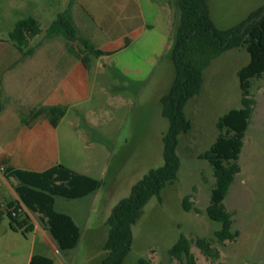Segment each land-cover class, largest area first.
Segmentation results:
<instances>
[{
    "label": "rangeland",
    "instance_id": "rangeland-1",
    "mask_svg": "<svg viewBox=\"0 0 264 264\" xmlns=\"http://www.w3.org/2000/svg\"><path fill=\"white\" fill-rule=\"evenodd\" d=\"M69 1L0 0V41L9 40L16 23L29 16L40 18L42 28L46 30L59 13L68 9ZM261 1L264 4V0ZM214 23L221 29L237 24L220 18ZM159 33L165 34L164 27ZM174 33L175 30L171 38H174ZM161 34L157 36V42L168 41L169 36L164 39ZM59 39L66 43L63 38ZM134 55L145 57L147 52L138 46ZM132 62L135 67L142 63L136 58ZM249 62L250 55L246 49L237 48L223 53L206 69L202 93L186 106L192 130L180 136L178 179L162 191L161 200L154 197L145 207L144 214L133 227V247L124 264H139L141 259L149 264H179L170 260L168 251L181 234L193 242L198 237L207 238L220 251V258L211 260L193 243L192 252L197 264H264V77L253 81L251 93L256 106L240 156L241 172L224 201L227 211L233 215V230L239 231L240 236L224 245H220L215 237L221 224L212 221L206 213L215 185L213 168L208 161L199 159V155L208 151L219 135L218 120L229 111L242 107L238 73ZM169 67L174 72L172 61L165 57L158 64L154 78L139 87L129 86L110 71L105 75L106 83H103L104 78L102 81L92 79L93 99L82 107L86 121L80 122L71 113L63 128L71 132L69 144H75L77 148L83 140L112 143L114 156L109 166L74 165L78 170L105 179L106 184L97 194L86 199L57 198L55 204L57 211L74 215L82 238L76 249L64 254L58 255L49 248L44 252L37 245L34 234L24 236L22 230L14 232L10 228V219L6 218L0 226V264H29L32 252L48 256L54 264L102 263L109 234L107 207H115L128 198L133 185L151 169L164 165L163 137L170 123L163 117L161 98L171 86L165 75ZM142 71L146 76L152 72L148 63L143 64ZM104 84L108 89L106 93L100 91ZM110 88H115V91ZM72 120L81 124V133L74 132L69 123ZM104 170L107 171L106 177H102ZM10 196L9 187L0 180V199L8 200ZM186 196L191 197L201 214L184 210ZM30 221L40 222L34 214Z\"/></svg>",
    "mask_w": 264,
    "mask_h": 264
},
{
    "label": "trees",
    "instance_id": "trees-1",
    "mask_svg": "<svg viewBox=\"0 0 264 264\" xmlns=\"http://www.w3.org/2000/svg\"><path fill=\"white\" fill-rule=\"evenodd\" d=\"M176 6L179 21L169 53L175 75L169 91L161 99L163 117L170 123L169 130L163 137L164 165L151 169L132 187L131 195L114 207L107 220L109 234L104 245L106 256L101 264L125 263L133 247V227L141 219L145 207L154 197L161 200L162 191L178 179L181 168L178 155L180 136L192 130L186 106L202 93L206 69L223 53L245 48L250 55V62L238 73L242 107L229 111L218 120L219 135L215 143L208 151L199 155V159L209 162L214 172L215 185L206 213L212 221L221 224V229L215 233L216 241L224 245L240 236L239 231L233 230V215L227 211L224 201L236 176L241 172L240 156L256 106L251 93L253 81L264 77V6L230 29H221L215 25L209 13L208 0H177ZM42 33L40 22L29 16L16 23L9 38L22 55L27 57L33 52L29 49L31 40ZM57 38L66 41L69 53L78 58L86 68H89L92 58L106 55L79 35L70 10L59 13L44 35L46 40ZM63 116V110L51 109L52 126L57 127ZM4 173L6 178L19 181L15 188L18 200L0 199V226L9 218L10 228L14 232L22 230L24 236L33 232L35 225L30 221L29 215H13L23 205L30 213L39 217L41 226L50 233L61 254L76 249L81 230L70 215L56 211V199L86 198L97 191L99 181L64 165L44 172L7 168ZM190 199V196L184 198V210L201 214L202 211L194 207ZM193 243L206 258H220V251L209 239L198 237L193 242L185 234H181L168 251L170 260L178 261L179 264H197L192 252ZM29 264H54V261L36 254ZM139 264L149 262L141 259Z\"/></svg>",
    "mask_w": 264,
    "mask_h": 264
},
{
    "label": "crops",
    "instance_id": "crops-1",
    "mask_svg": "<svg viewBox=\"0 0 264 264\" xmlns=\"http://www.w3.org/2000/svg\"><path fill=\"white\" fill-rule=\"evenodd\" d=\"M176 1L70 0L67 10L71 11L79 35L106 53L100 58H92L89 68L69 53L67 44L61 39H44L47 29L55 20L46 30L41 26L43 33L31 40L29 49L33 52L30 56L24 57L10 38L0 41V180L10 189L11 198L7 201L18 200L15 188L19 184L15 178H6L4 170L7 168L44 172L64 165L99 181V187L92 195L105 186V179L78 170L74 165L109 166L114 156L112 143L83 140L77 148L75 144H69L71 132L65 131L63 126L71 113L80 122L86 121L82 107L93 99V78L101 81L104 78L103 83H106L105 75L110 71L129 86L138 87L154 78L158 64L169 57L172 48L171 36L179 21ZM263 6L261 0H208L209 13L214 22L220 18L234 21L236 25ZM33 17L41 24L40 18ZM162 27L165 29L164 35L159 33ZM159 34L164 39L169 36L168 41L157 42ZM138 46L147 52V56L137 58L134 55ZM135 58L142 62L140 66L135 67L132 62ZM144 63L150 65V76L142 71ZM165 75L166 81L172 85L175 71L171 67L166 68ZM105 85L101 87L102 93L108 90ZM110 90L115 91V88ZM51 109L64 111L57 127L50 122ZM69 123L75 133H81L80 123L76 120ZM106 174L104 170L102 177H106ZM113 209L112 206L107 207V220ZM60 213L70 215L79 226L74 215ZM32 215L30 213L29 217ZM33 224L35 227L31 233L36 236L37 245L42 251L49 248L61 254L56 242L40 222ZM34 255L36 253L32 252L29 263Z\"/></svg>",
    "mask_w": 264,
    "mask_h": 264
},
{
    "label": "built area",
    "instance_id": "built-area-1",
    "mask_svg": "<svg viewBox=\"0 0 264 264\" xmlns=\"http://www.w3.org/2000/svg\"><path fill=\"white\" fill-rule=\"evenodd\" d=\"M21 214L30 215V212H29V210L25 206L22 205L17 211H14L13 212V215L14 216H19Z\"/></svg>",
    "mask_w": 264,
    "mask_h": 264
}]
</instances>
